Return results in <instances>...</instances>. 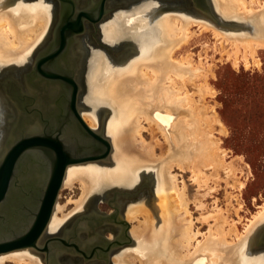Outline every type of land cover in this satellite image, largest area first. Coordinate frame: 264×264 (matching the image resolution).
I'll use <instances>...</instances> for the list:
<instances>
[{
	"label": "bare ground",
	"instance_id": "obj_1",
	"mask_svg": "<svg viewBox=\"0 0 264 264\" xmlns=\"http://www.w3.org/2000/svg\"><path fill=\"white\" fill-rule=\"evenodd\" d=\"M141 1L145 2L133 12L117 13L105 20L101 28L104 46L124 45L126 54L114 61L105 52H95L90 61L84 99L88 108L80 114L91 129L101 131L108 139L111 153L104 166L99 161L68 167L64 188L78 183L82 190L74 211L85 208L96 190L131 189L146 182L151 191L138 199L131 193L115 192L123 194L112 201L113 208L119 210V218L137 224L130 226L122 244L112 247L105 263L264 264V254L253 255V243L264 226V205L243 232L234 220H229L228 210L217 206L215 213L200 219L208 227L202 233L195 230L185 182L180 183L172 175L174 169L189 172L199 189L213 191L222 170L228 169L230 177L236 175L235 168L226 165V153L220 149L214 133L217 127L224 132V125L216 111L196 99L197 95L204 98L213 94L206 80L210 67H205L201 58L194 63L189 54L181 58L176 55L193 38V29L198 28L199 32H212L222 53L236 67L241 61L246 66L251 61L259 65L257 54L264 49V0H211L215 12L225 20L242 23L240 28L247 32L244 34L216 29L183 9H169L160 0ZM50 12L45 0H0V67L20 65L30 59L50 28ZM100 108L106 110L103 126ZM3 115L0 105V117ZM27 123L26 130H35ZM72 130H68L69 134ZM20 132L18 129L16 134ZM147 133L153 139L161 135L167 142L161 155L156 156L155 148L146 142ZM76 136L73 133L71 139ZM25 162L26 172L21 181L40 185L46 176L41 156L32 153ZM210 181L216 186H210ZM234 183L244 188L239 180ZM125 194L133 200L122 211L118 199ZM200 208L204 210L206 206L201 202ZM61 210L62 206L56 204L46 233L58 232L67 221L68 215H58ZM43 259L35 250L24 249L1 254L0 264H47Z\"/></svg>",
	"mask_w": 264,
	"mask_h": 264
},
{
	"label": "rangeland",
	"instance_id": "obj_2",
	"mask_svg": "<svg viewBox=\"0 0 264 264\" xmlns=\"http://www.w3.org/2000/svg\"><path fill=\"white\" fill-rule=\"evenodd\" d=\"M26 1L31 2L32 0ZM160 1L165 6H168L169 9H183L189 14L197 15L199 20L206 21L216 29L240 34L247 33L244 28H240V26H243L241 22L227 21L215 12L211 0H207V3L214 15L223 23L230 24L235 28L219 26L214 19H211V17L206 14L207 12L199 9L195 5V0ZM45 2L50 6V13L52 15V21L47 35L37 44L28 61L20 65L0 67V80L9 76L19 78L24 71L33 66L39 50H41L51 39L54 26L58 21L60 3L58 0H45ZM82 2L79 3L82 5L86 3L85 0H82ZM144 2L141 0H108L107 7L110 11L104 17L102 22L97 25V28L95 29L93 25L88 22L86 23V31L84 35L79 38L78 53L80 55L78 57V76L76 75V80L78 78L77 82L80 86L78 97L80 111H86L85 109L88 108L84 99L88 93L87 78L88 73L90 72V61L93 58V54L95 52L104 54L105 52L107 56L116 61L118 59L120 60L127 52V48L124 45L120 47L104 46L101 30L104 21L123 11L133 12L135 8ZM193 30L196 31V33L188 43L189 45L187 44L184 49L176 55V58H181L189 54L194 63H198L201 58L205 67H210L211 71L207 73L206 80L208 85L213 89V94L206 95L204 98H200L197 95L196 99L199 100L201 105L206 104L209 110L213 109L216 111L220 122L224 125V132H221L220 128L217 127V130H215L214 133L215 137L219 140L220 149L226 153L224 156L226 165L233 166L236 175L230 177L228 169L222 170L220 172L221 179L215 191L206 187H203L204 189H199L191 180V173L189 172L183 173L178 169H174L172 175H175L180 183H182V181L185 182L186 192L190 202V212L195 222V230H200L202 233L207 232L208 227L201 223L200 219L208 214L215 213L217 210L216 207L219 206V209L228 210L226 211V215H229V220H234L239 231L243 232L248 221L259 211L260 207L264 205V49L259 50L257 54V57L260 60L259 65H256L251 61V64L246 66L245 62L241 61L239 67H236L228 58L227 54L222 53L220 44L214 39L212 32H199L198 28H194ZM227 49H229V47H227ZM240 59L243 60L242 56ZM0 105L4 110V115L0 117L1 149L3 147L4 137L8 131L10 121L14 117V110L8 105L1 86ZM98 112L103 126L106 118V110L105 108H100L98 109ZM160 136L161 135L153 139L149 133L145 134V140L155 148L156 156L161 155V151L167 149V142L162 138L163 136ZM100 162V165L104 166V161ZM235 180L244 183V188L242 189L237 183L235 184ZM227 182H229V184ZM149 185V183L146 184V182H143L136 188L131 189L108 188L106 191H104V189L96 190L92 194L85 208L79 211L74 210L76 206L75 202L78 201L82 195L80 185L76 183L72 188H64V186H62L57 204L62 206V209L64 210H61L58 215L62 216L63 213L68 215L67 221H65L58 232L54 234L46 233L43 242L49 237L62 235L63 230L66 227H69L79 217L86 215L87 213H91L94 216L101 213L104 215L114 214L116 211L113 208L112 201L114 200L115 192L131 193L133 194L132 196H134L133 198L138 199L148 193L147 191H151ZM209 185L216 186L212 181L209 182ZM118 197L120 196H117L116 200ZM133 198L131 199L126 196L118 199L122 211L124 210V207L133 200ZM201 202L206 206V209L202 210L200 208ZM236 209H238L237 214L235 213ZM122 219L128 225L108 223L104 224V227H100V233L104 238L109 241L122 240L121 242H124V236L128 233V229L130 230L132 226L137 224V222L128 221V223L127 220L124 218ZM263 230L264 226L259 230L253 243V255L264 254V241L261 236ZM120 237L121 239H119ZM104 248H106L105 242ZM41 256L43 258V255ZM66 262L67 264H107L104 261L97 260V258H94L91 261H86L80 256L77 257V259H68ZM7 263L14 264L11 262Z\"/></svg>",
	"mask_w": 264,
	"mask_h": 264
},
{
	"label": "water",
	"instance_id": "obj_3",
	"mask_svg": "<svg viewBox=\"0 0 264 264\" xmlns=\"http://www.w3.org/2000/svg\"><path fill=\"white\" fill-rule=\"evenodd\" d=\"M58 1L60 3L59 17L53 29L52 42L49 48L36 58L32 75L47 84H58L62 90L60 95L62 105L56 116L52 115L51 120L45 121L44 129L41 132L32 133L33 135H30L31 132L37 130H26L24 123L36 124V121L26 117L18 125L21 132L17 134L14 142L0 159V232L3 234L0 236V255L32 249L43 255L47 264H61L58 262L59 256L67 253L80 255L86 261L94 258L107 261L105 256L112 247L119 246L122 242L104 238L106 248L91 246V250L85 251L82 248L80 232H88V228L94 232L96 229V226L91 224V220L90 223L81 227L80 223L88 220L86 216L80 217L74 223L72 231H64V237H49L43 242L68 167L105 161L111 153L108 139L101 131L96 132L91 129L80 114L78 106L80 86L76 80L77 60L70 57L71 45L76 37L84 35L86 22L96 29L109 13L110 10L106 9L108 0H100L93 8L80 12L76 11L74 0ZM195 1V5L207 12L206 14L219 26L235 28L220 21L208 6L207 0ZM22 110L26 115H32V112L27 109ZM37 113L34 111V117H37ZM70 128L73 130L69 134ZM73 133L77 135L75 140L71 139ZM78 135L81 136L78 137ZM32 153H38L41 156L43 167L46 169V176L40 185L34 182L25 184L20 179L26 172L25 161ZM19 191L22 192L18 193ZM17 194L20 198L14 200L13 196ZM117 196H123V194L115 193L113 201ZM125 196L130 195L125 194ZM114 209L116 212L111 215L101 213L97 225L104 226L108 223L127 225L123 219L119 218V210L115 207ZM17 222L22 223L19 226ZM10 228L14 229L10 230ZM261 236L264 241V230ZM86 247L90 248V246Z\"/></svg>",
	"mask_w": 264,
	"mask_h": 264
},
{
	"label": "flooded vegetation",
	"instance_id": "obj_4",
	"mask_svg": "<svg viewBox=\"0 0 264 264\" xmlns=\"http://www.w3.org/2000/svg\"><path fill=\"white\" fill-rule=\"evenodd\" d=\"M85 1H86V3L84 5H82L79 3V2H82V0H74L75 6H76V11L80 12L82 10L91 9L100 2V0H92V1L85 0ZM89 2H90V4H89ZM107 3H108V1L106 2V9H108ZM80 37L81 36H78L74 39V42L70 48V57L77 60V62H76V64H77L76 65V73H77V70L79 67L78 57L80 54L78 53L79 52L78 47H79V38ZM52 39L53 38L51 37V39L46 43V45H44V47L38 52V55L49 48V45L52 42ZM75 42H76V44H75ZM38 55L36 56V58L38 57ZM34 63H35V61H34ZM34 63H33V66L30 69H27L26 71H24V73H22V75L19 78H17V77L15 78L14 76H9L3 80H0V86H1L2 92L4 93V96L6 97L8 105L10 106L11 109L14 110V114H15L13 119H11V121H10V125L8 126V131L6 132V135L4 137L3 147L0 149V159L2 158V156L4 155V153L6 152L8 147L16 139V136H17L16 131L18 130V125L22 121H24V119H26V117L30 118L31 120H35V121L37 120L35 125H34V123H31V125L35 127V130H37V131L31 132L30 135H33L32 133H34V132L38 133L44 129L45 121L51 120L52 115L56 116V114L59 113L60 106L62 105L61 100H60V95H61V91H62L61 87L58 84H52V83L47 84L42 79H39L37 77L36 78L33 77L32 73H33ZM21 77H22V80H21ZM39 80H41V81H39ZM23 88H24V90H23ZM25 89H26V91H25ZM23 108L32 112V115H30V116L26 115L24 110H22ZM18 111H20V112H18ZM34 111L38 112L37 113L38 117H33ZM41 112H42V114H41ZM21 192L19 191L18 193H21ZM13 197H14V200H19V198H20V196H18V194L13 196ZM100 215L101 214H97L94 216L91 213H87L86 215H82V216H86V218L89 220V221L86 220V221L82 222V223H84V225L86 223H90V220H91V224L96 226V229L94 230V232H91L90 228H88V232H86V231L80 232V239L83 242L82 248L85 251H88L89 249L91 250L92 249L91 246H100V247L104 248V236L98 230V229H100L101 226L97 225V222L100 219V217H99ZM76 221H74L69 227H66L63 230L62 235H60L59 237H64V231L66 232V230L70 229L72 231V226L74 225V223H76ZM80 225H81V223H80ZM84 225H82V226H84ZM102 227H104V226H102ZM82 233H83V235H82ZM86 246H90V248L87 249ZM71 250L74 251L73 249H71ZM79 256L80 255H77L75 253H67V254L62 255V256L60 255L58 262L61 264L62 263L67 264L66 260L68 261V259H76Z\"/></svg>",
	"mask_w": 264,
	"mask_h": 264
}]
</instances>
